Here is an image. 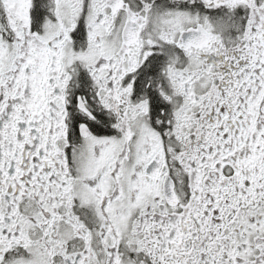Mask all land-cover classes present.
Here are the masks:
<instances>
[{"label":"snow or ice","instance_id":"obj_1","mask_svg":"<svg viewBox=\"0 0 264 264\" xmlns=\"http://www.w3.org/2000/svg\"><path fill=\"white\" fill-rule=\"evenodd\" d=\"M0 264H264V0H0Z\"/></svg>","mask_w":264,"mask_h":264}]
</instances>
